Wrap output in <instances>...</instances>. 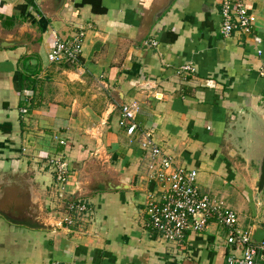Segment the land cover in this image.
Segmentation results:
<instances>
[{
	"label": "crops",
	"instance_id": "obj_1",
	"mask_svg": "<svg viewBox=\"0 0 264 264\" xmlns=\"http://www.w3.org/2000/svg\"><path fill=\"white\" fill-rule=\"evenodd\" d=\"M166 2L0 0V211L62 219L54 175L38 161L61 153L66 194L94 211L79 220L89 223L55 229L0 214V264H226L232 247L215 221L176 245L148 226V195L162 189L147 176L145 139L196 170L197 186L237 212L241 231L264 228V194L253 201L244 170L264 146V62L254 42L264 49V0H246L251 33L228 37L221 0H174L151 22ZM82 30L79 64L48 60L57 39ZM184 64L194 72L178 75ZM131 102L129 134L119 120Z\"/></svg>",
	"mask_w": 264,
	"mask_h": 264
},
{
	"label": "built area",
	"instance_id": "obj_2",
	"mask_svg": "<svg viewBox=\"0 0 264 264\" xmlns=\"http://www.w3.org/2000/svg\"><path fill=\"white\" fill-rule=\"evenodd\" d=\"M221 21V32L226 37L236 30L249 34L253 28V17L246 0H221ZM83 38L82 30L69 40L57 39L47 55L48 60L51 63L79 64ZM254 42L256 55L264 62L262 39L254 37ZM149 44L156 46L157 41L150 40ZM194 70L192 65L184 64L178 68L177 74L190 75ZM261 72L264 74V65ZM137 111L136 102L125 104L121 108L119 124L129 134L136 128L133 119ZM21 112L27 114L28 109L22 108ZM56 139L59 140L57 137ZM59 142L63 143L62 140ZM142 146L147 156V176L162 189L159 196L151 193L147 199V222L154 232L160 234L167 243L176 245L183 242L187 232H201L209 222L215 221L227 229L228 244L232 247V252L225 259L226 264H264V239L260 243H253L252 229L241 231L238 228L236 211L226 207L223 202L216 203L200 191L196 184V170L176 166L172 157L150 139H145ZM49 164L56 169L54 172L58 182L68 180V166L63 159L53 157ZM67 205L70 216L76 213L78 217H83L89 211L87 203L82 200H73ZM67 221L72 223L71 218Z\"/></svg>",
	"mask_w": 264,
	"mask_h": 264
},
{
	"label": "water",
	"instance_id": "obj_3",
	"mask_svg": "<svg viewBox=\"0 0 264 264\" xmlns=\"http://www.w3.org/2000/svg\"><path fill=\"white\" fill-rule=\"evenodd\" d=\"M174 0H167L162 7L153 17L151 22L157 21L162 13L166 10V8L173 2ZM3 46L11 45L8 42L1 43ZM251 139V136L249 137ZM257 139V138H256ZM255 147V145H253ZM257 154L249 155L245 159L248 161V165L251 167L248 169H244L251 176L254 182V198L255 202H262V197L264 194V146L262 151L257 150ZM246 165H244L245 167ZM110 183V182H109ZM120 185H115L114 187H109L110 190L119 189ZM0 214L8 220L10 223L25 225L34 229H55L57 227L56 221H50V216H40L35 218L32 215L25 216H14L10 213L0 211ZM264 239V228L260 225L255 224L252 229L251 241L253 243H260Z\"/></svg>",
	"mask_w": 264,
	"mask_h": 264
},
{
	"label": "rangeland",
	"instance_id": "obj_4",
	"mask_svg": "<svg viewBox=\"0 0 264 264\" xmlns=\"http://www.w3.org/2000/svg\"><path fill=\"white\" fill-rule=\"evenodd\" d=\"M71 65L74 66V64H71ZM53 157H56L58 159H63L65 161V163H67V166H68V162H67L66 156L63 155L62 153L61 154H54V155H52L50 157H47V158L45 157V158H43V159H46L45 161H43L41 159V156H39V158H38V161L39 162H43L44 164L46 163L50 167L51 172L53 173L54 178H55L54 179V183H53L51 189H52V191L55 194V199L56 200H60L61 202H63L64 203V208L66 210V213L62 217V219L55 218L53 221H56L57 222V227L62 226V225L69 226V227L70 226L73 227L75 225L82 226L83 224L89 223L90 220L89 221H85V222H79V220L80 221L86 220L88 217H91L93 215L94 211H93L92 207H89L90 206L89 204H87L88 207H89V211L87 213H85L83 217H78L76 213H74L73 216H70V212L68 211V205H67V203L70 202V201L75 200V197L74 198L73 197L72 198H69L68 195L66 194L67 193V188H68V186H70V174H67V177H68V180L67 181L58 182L57 179H56V174L54 172V171H56V169L55 168L53 169V166L49 164V160L51 158H53ZM57 173H58V171H57ZM76 182H77V186H78L77 187V191L78 190L81 191L82 190V187H81L82 184H81V182L79 180H76ZM77 191H75V193ZM200 191L202 193L207 194L209 197L214 198V196L211 195L210 193H207V192L203 191L202 189H200ZM75 193H72V194H75ZM214 199H216V198H214ZM76 200H82V201H85L86 203H88L87 200H83V199H76ZM217 200H219V199H217ZM253 201L255 202V198L253 199ZM224 205L227 206L225 202H224ZM68 218H71L72 219V223H69L67 221Z\"/></svg>",
	"mask_w": 264,
	"mask_h": 264
},
{
	"label": "trees",
	"instance_id": "obj_5",
	"mask_svg": "<svg viewBox=\"0 0 264 264\" xmlns=\"http://www.w3.org/2000/svg\"><path fill=\"white\" fill-rule=\"evenodd\" d=\"M32 82V84H35L36 82L35 81H31Z\"/></svg>",
	"mask_w": 264,
	"mask_h": 264
}]
</instances>
